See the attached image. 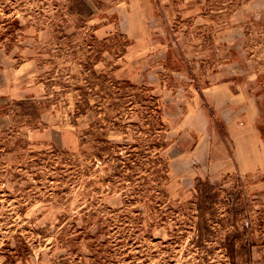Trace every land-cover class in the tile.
Wrapping results in <instances>:
<instances>
[{"label":"rangeland","instance_id":"obj_1","mask_svg":"<svg viewBox=\"0 0 264 264\" xmlns=\"http://www.w3.org/2000/svg\"><path fill=\"white\" fill-rule=\"evenodd\" d=\"M221 81L264 137V0H0V264H264Z\"/></svg>","mask_w":264,"mask_h":264},{"label":"crops","instance_id":"obj_2","mask_svg":"<svg viewBox=\"0 0 264 264\" xmlns=\"http://www.w3.org/2000/svg\"><path fill=\"white\" fill-rule=\"evenodd\" d=\"M206 94L218 102L217 110L231 134V164L241 173L264 172V137L257 125L255 106L242 97L238 99L240 93L233 92L227 81L209 85ZM203 142L196 139L193 149H201Z\"/></svg>","mask_w":264,"mask_h":264},{"label":"trees","instance_id":"obj_3","mask_svg":"<svg viewBox=\"0 0 264 264\" xmlns=\"http://www.w3.org/2000/svg\"><path fill=\"white\" fill-rule=\"evenodd\" d=\"M198 187H199V192H200L201 196L206 197V195H207L209 198L211 197L210 191L212 190V186L210 185L209 180L204 181V183H201V186L199 185ZM201 208L202 207H201L200 202H199L198 203V210L201 211Z\"/></svg>","mask_w":264,"mask_h":264}]
</instances>
